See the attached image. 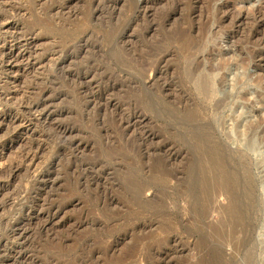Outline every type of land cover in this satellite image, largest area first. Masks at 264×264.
Returning a JSON list of instances; mask_svg holds the SVG:
<instances>
[{"label":"rangeland","instance_id":"obj_1","mask_svg":"<svg viewBox=\"0 0 264 264\" xmlns=\"http://www.w3.org/2000/svg\"><path fill=\"white\" fill-rule=\"evenodd\" d=\"M0 15V264H264V0Z\"/></svg>","mask_w":264,"mask_h":264},{"label":"bare ground","instance_id":"obj_2","mask_svg":"<svg viewBox=\"0 0 264 264\" xmlns=\"http://www.w3.org/2000/svg\"><path fill=\"white\" fill-rule=\"evenodd\" d=\"M4 16L0 15V28L3 25ZM12 37V36H11ZM13 39H16V37H14ZM21 44H19V42L17 44H13L10 45L9 41L7 40V38L5 36L0 37V65L1 67H3L4 62H9L10 60H14V61H19L18 58H26L27 59V63H29V59H28V52H25V49L21 48ZM211 88V87H209ZM37 105L34 104L32 105V107L30 108V110H37ZM39 116H41L39 114ZM259 206V203H258ZM257 207V205L255 206ZM10 234L11 237L8 238H0V253L6 252L9 250V245L7 240H15L18 238H23L26 237L27 235V231L28 228H26L24 225H21V223H14V226L10 227ZM5 254V253H4ZM21 256V254H20Z\"/></svg>","mask_w":264,"mask_h":264}]
</instances>
